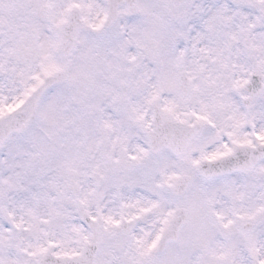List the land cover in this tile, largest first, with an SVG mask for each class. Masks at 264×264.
Returning <instances> with one entry per match:
<instances>
[{"label":"snow or ice","instance_id":"6c2138e0","mask_svg":"<svg viewBox=\"0 0 264 264\" xmlns=\"http://www.w3.org/2000/svg\"><path fill=\"white\" fill-rule=\"evenodd\" d=\"M0 264H264V0H0Z\"/></svg>","mask_w":264,"mask_h":264}]
</instances>
